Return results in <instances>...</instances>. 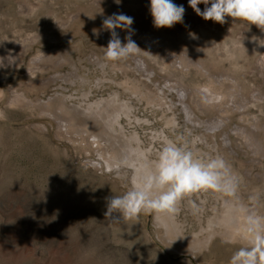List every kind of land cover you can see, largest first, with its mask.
Instances as JSON below:
<instances>
[{"label": "rangeland", "instance_id": "obj_1", "mask_svg": "<svg viewBox=\"0 0 264 264\" xmlns=\"http://www.w3.org/2000/svg\"><path fill=\"white\" fill-rule=\"evenodd\" d=\"M172 2L183 22L157 29L150 0H0V264H229L245 246L264 217V31ZM114 13L142 50L118 61L103 49ZM165 138L222 157L235 191L106 217Z\"/></svg>", "mask_w": 264, "mask_h": 264}, {"label": "clouds", "instance_id": "obj_2", "mask_svg": "<svg viewBox=\"0 0 264 264\" xmlns=\"http://www.w3.org/2000/svg\"><path fill=\"white\" fill-rule=\"evenodd\" d=\"M115 2L119 4L120 0ZM188 3L205 21L224 24L225 18L231 17L264 31V0H188ZM201 3L206 5L203 11L198 7ZM184 13V7L172 0H150V14L157 29L182 23ZM133 23V18L124 13H114L103 20L102 28L110 32L108 45L103 48L105 59L118 61L142 51L132 39ZM117 29L128 32L125 42L122 43ZM93 34L99 35V30L94 28ZM235 187L236 179L222 157L201 159L165 138L155 160L141 166L139 179L133 180L124 194L106 197L105 216L134 219L145 212L175 214L179 201L189 194L201 190L231 194ZM247 220L245 232L239 237L246 244L233 253L229 264H264V217L249 216Z\"/></svg>", "mask_w": 264, "mask_h": 264}, {"label": "bare ground", "instance_id": "obj_3", "mask_svg": "<svg viewBox=\"0 0 264 264\" xmlns=\"http://www.w3.org/2000/svg\"><path fill=\"white\" fill-rule=\"evenodd\" d=\"M233 214H232V209L231 210H227L225 216L223 217V219H221V224L222 225H227L229 224L230 218L232 220Z\"/></svg>", "mask_w": 264, "mask_h": 264}]
</instances>
